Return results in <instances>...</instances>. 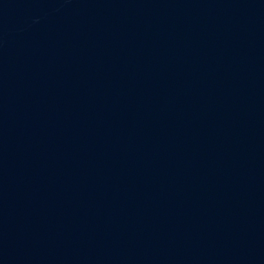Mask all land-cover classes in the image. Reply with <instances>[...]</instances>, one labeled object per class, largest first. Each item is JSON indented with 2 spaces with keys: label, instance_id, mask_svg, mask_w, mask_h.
<instances>
[{
  "label": "water",
  "instance_id": "obj_1",
  "mask_svg": "<svg viewBox=\"0 0 264 264\" xmlns=\"http://www.w3.org/2000/svg\"><path fill=\"white\" fill-rule=\"evenodd\" d=\"M0 264H264V0H0Z\"/></svg>",
  "mask_w": 264,
  "mask_h": 264
}]
</instances>
